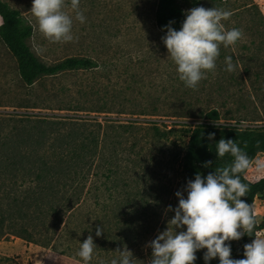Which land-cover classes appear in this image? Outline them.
I'll return each mask as SVG.
<instances>
[{"label":"rangeland","instance_id":"rangeland-1","mask_svg":"<svg viewBox=\"0 0 264 264\" xmlns=\"http://www.w3.org/2000/svg\"><path fill=\"white\" fill-rule=\"evenodd\" d=\"M5 1L19 8L33 24L34 32L28 42L42 61L53 64L69 56H87L95 59L98 67L42 76L34 85L27 86L19 76L16 58L0 36V136L2 132H10L12 126L8 120L12 116H7L9 114L42 117L48 121L42 138L48 144H55L49 149L51 151L70 142V133L81 131L79 124L75 123L77 118L94 116L104 122L115 120L122 124L116 129L108 128L111 134L106 148L108 154L120 146L126 159L124 162L129 163L128 169L133 168L131 161H151L150 175L155 176V184L149 201L146 195L128 204L126 195L116 199L110 197L108 190L105 191L108 195L105 206L94 197H102L101 189H93L91 194L83 193L80 200L87 196L89 205H83V213L72 224L76 234L67 233L60 237V229L55 233L44 227L34 233L36 241H28L24 237L27 235L25 229L33 231V226L41 220L34 218L30 211L28 216L25 213L19 217L10 215L11 207L17 200L29 207L33 186L30 181L24 180L23 173L6 166L4 174L0 173V264H83L76 253L79 243L88 235L93 236L97 245L96 256L89 264H100L101 260L109 264L113 257L118 256V249L123 247L131 250L138 259L137 264H147L151 249L146 247V242L168 227L167 221L174 212L167 206L175 208L178 204L175 192L180 190L184 193L187 182L181 174L180 161L187 137L181 134L179 128L205 121L200 111L214 106L235 115L246 112L261 115L264 110V93L259 97L256 95L259 86L264 90L263 24L237 17L224 21L226 28L242 29L243 37L234 46H221L216 69L209 71L196 89H191L179 79L174 62L167 57L166 46L161 40L165 31L159 28L155 18L159 0H81L86 21L80 23L74 20L72 31L75 39L63 43L51 42L39 31L29 11L31 0ZM178 1L185 11L196 6L231 10L241 8L247 2L199 0V4L195 5L185 0ZM256 1L264 12V0ZM64 10L72 14L70 0H65ZM226 55L233 57L235 69L232 72L224 70ZM258 73L262 75L261 80L256 78ZM106 93L117 95L114 102L108 99V105L125 107V112L87 114L65 108L70 100L89 103L94 99V102L101 100L104 103ZM242 105L246 107L238 111ZM152 107H159L158 114L141 112ZM52 122H59L60 127ZM133 122L138 126H134ZM153 123L160 129L172 126L176 130L167 139H156L149 129ZM238 124L246 126L248 122ZM125 125L130 127L124 128ZM76 135L75 141L80 137L79 133ZM36 136L41 137L39 132ZM23 149L32 150L24 144ZM43 152L48 157L51 154ZM258 159L264 160V153L255 157L246 172L251 181L264 177V171L256 170ZM89 182L85 189L92 186ZM69 195L70 190L61 199L66 200ZM52 200L58 201L59 197ZM88 210L91 220L85 223ZM254 211L258 221L264 223V195L255 199ZM119 215L130 219L125 225L127 233H123L128 234L129 240L122 246L113 241L118 234L116 220ZM98 226L103 229L100 236L95 234ZM260 236H264V228L258 232L257 237ZM236 241L239 242V239Z\"/></svg>","mask_w":264,"mask_h":264},{"label":"trees","instance_id":"trees-1","mask_svg":"<svg viewBox=\"0 0 264 264\" xmlns=\"http://www.w3.org/2000/svg\"><path fill=\"white\" fill-rule=\"evenodd\" d=\"M185 1L192 2L195 5L200 2L199 0ZM215 1L219 3L226 2V0ZM231 13L228 19L233 17L245 18L264 26V12L256 0H247L241 8L231 9ZM0 16L2 18L0 24L1 39L16 58L19 76L25 85H34L42 76L58 75L61 72L72 70H94L98 67V62L87 56H69L53 64L42 61L28 42L33 35L34 26L21 10L13 7L5 0H0ZM155 18L160 29L169 21H174L172 27L179 29L185 18V9L178 0H159ZM162 30L166 31V29ZM256 78L261 80L262 75L258 73ZM81 92L83 93L82 89ZM85 93L88 94V92ZM262 93H264V90L260 89L259 86L256 91L257 97ZM116 97L117 95L106 93V97H103L104 103H101V100L94 102V99L89 103L70 100L65 108L76 112L84 111L87 114L88 112H125V107L108 105V99L114 102ZM245 107L244 105L239 106L238 111ZM158 110L159 107H152L151 109H142L141 112L158 114ZM200 113L205 121L198 122L193 126L179 128L181 134L187 137V143L182 147L180 159L181 174L186 180L194 179L196 172H200L203 176L210 171H214L217 166H223L231 162L233 158L227 154L222 158L216 156L215 143L221 137L236 140L249 156L251 163L257 155L264 153V110L261 111V115L249 112L235 115L231 111L222 112L218 106H214L206 108ZM257 113L259 112L257 111ZM7 116H12L8 120L12 127L9 129V133L2 132L0 136V173L3 175L5 167L9 166L13 170L19 171V174L23 173L24 180L30 181L33 186L32 203L29 207L21 205L17 200L13 208L11 207L10 215L11 217H19L25 213L24 215L28 216L30 211L34 218L41 220L39 224L33 226V231L28 228L25 229L27 235H24V237L28 241H36L34 233L37 232L38 228L42 229L44 227L53 230L55 233L60 229L58 231L60 237L67 235V233L76 234L77 230L72 228V224L80 213H83V205H89L87 196L82 200L80 199L83 193L91 194L93 189H101L102 197L95 195L94 197L97 201L102 202L103 206H105L104 202L107 201L106 198L108 197L106 190H108L110 197H116V199L123 194L126 195L127 204L138 197L145 198L146 195L149 196V201L154 192L153 187L155 184V176L150 175L149 165L152 164L151 161H131L133 168L128 169L129 163L127 165L124 162L126 159L120 146L113 148L109 154L106 150L111 138L108 128L113 127L116 129L122 123L115 120L104 122L94 116L77 118L78 121H75V123L79 124L81 127L79 130L81 131H76L77 133L73 131L74 133H70L68 136L70 142L58 145L49 151L55 144H48L42 138L47 131L45 123L48 121L46 119L42 117L35 118L34 115L30 114H18L17 117H15V114ZM243 121L248 122V125L241 126L238 124ZM52 123L58 128L60 127L59 122ZM132 124L138 126L137 123L133 122ZM89 125H92V127ZM128 127L130 125L124 126V128ZM149 129L156 139H167L176 130L172 126L169 129H160L156 123H153ZM37 132L40 133L41 137L36 136ZM78 133L80 137L75 141ZM208 133H214L215 135L209 139ZM37 140L41 142H36ZM23 144L28 145L32 150H24ZM44 150L51 153L49 157L43 152ZM53 156L58 157L53 158ZM205 161H211V164L205 167ZM247 170L241 174V179L249 184V191L241 199L252 205L256 218L255 231L253 235L245 234L241 236L239 242L236 240L230 241L231 258L234 259L243 258L244 245L250 243L254 239V235L257 236L258 232L264 228V223L258 221L254 211L255 199L264 195V177L257 181H251L246 176ZM88 182L92 186L85 189ZM69 190V197L63 200ZM114 191L115 193H113ZM57 196L59 200L53 201L52 198ZM90 214L91 212L88 210L86 212L88 219L85 220V223L91 220ZM128 221L130 219L123 218L122 215L118 216L116 224L119 229L117 230L118 234L113 238L114 244H121L122 246L126 240H129L128 234H123L124 232L127 233L125 225L129 223ZM87 226L84 227L85 230ZM202 253L203 249L196 252L194 264H204ZM209 264H218V258L211 259Z\"/></svg>","mask_w":264,"mask_h":264},{"label":"clouds","instance_id":"clouds-1","mask_svg":"<svg viewBox=\"0 0 264 264\" xmlns=\"http://www.w3.org/2000/svg\"><path fill=\"white\" fill-rule=\"evenodd\" d=\"M64 8L65 0H31L29 11L39 31L51 42L73 41V21H86L81 0H70L71 15ZM231 14L228 9L196 6L185 11L179 29L172 27L174 21L162 26L166 29L161 40L167 57L174 62L178 77L186 87L196 89L207 73L216 69L221 46H234L242 39V29L226 28L223 23ZM234 69L233 57L226 55L224 70ZM214 135L208 133L209 139ZM215 152L217 158L227 154L233 159L206 175L196 172L194 179L185 184L186 195L180 190L175 192L178 204L175 208L167 206L174 212L167 221L168 227L146 242V247L151 249L147 264H194L196 252L201 249L204 264L213 258H218V264H264V236L254 235L244 245L243 258H231L230 241L245 234L253 235L255 231L252 205L241 199L249 191V184L242 181L241 174L250 167L251 160L232 138L221 137L216 141ZM210 164L211 161L204 162L205 167ZM255 167L257 171H264V160H256ZM102 230L98 226L96 236ZM96 248L93 236L88 235L79 243L76 255L83 264H89L96 256ZM137 261L131 250L123 247L109 264H137Z\"/></svg>","mask_w":264,"mask_h":264},{"label":"crops","instance_id":"crops-1","mask_svg":"<svg viewBox=\"0 0 264 264\" xmlns=\"http://www.w3.org/2000/svg\"><path fill=\"white\" fill-rule=\"evenodd\" d=\"M2 23V18H1V16H0V24Z\"/></svg>","mask_w":264,"mask_h":264},{"label":"built area","instance_id":"built-area-1","mask_svg":"<svg viewBox=\"0 0 264 264\" xmlns=\"http://www.w3.org/2000/svg\"><path fill=\"white\" fill-rule=\"evenodd\" d=\"M203 122V121H202ZM234 124H236V123H234Z\"/></svg>","mask_w":264,"mask_h":264}]
</instances>
